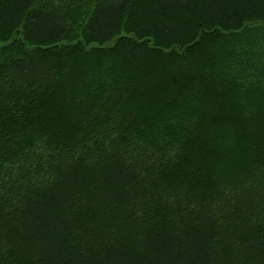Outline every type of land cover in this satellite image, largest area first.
Listing matches in <instances>:
<instances>
[{
	"label": "trees",
	"instance_id": "trees-1",
	"mask_svg": "<svg viewBox=\"0 0 264 264\" xmlns=\"http://www.w3.org/2000/svg\"><path fill=\"white\" fill-rule=\"evenodd\" d=\"M0 264H264V0H0Z\"/></svg>",
	"mask_w": 264,
	"mask_h": 264
},
{
	"label": "bare ground",
	"instance_id": "bare-ground-1",
	"mask_svg": "<svg viewBox=\"0 0 264 264\" xmlns=\"http://www.w3.org/2000/svg\"><path fill=\"white\" fill-rule=\"evenodd\" d=\"M97 86V85H96ZM104 88V87H103ZM47 144V143H46Z\"/></svg>",
	"mask_w": 264,
	"mask_h": 264
}]
</instances>
